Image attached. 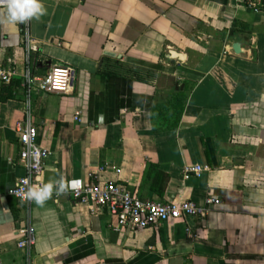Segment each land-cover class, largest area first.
Instances as JSON below:
<instances>
[{"label":"crops","instance_id":"obj_1","mask_svg":"<svg viewBox=\"0 0 264 264\" xmlns=\"http://www.w3.org/2000/svg\"><path fill=\"white\" fill-rule=\"evenodd\" d=\"M44 14L0 23V264H264V5L245 0H40ZM6 19V16L4 17ZM36 49H27L28 40ZM240 43V52L233 48ZM176 53L177 55H174ZM75 69L68 94L36 92L44 184L99 172L143 199H220L209 214L114 230L107 209L67 193L43 206L8 190L25 118L22 75ZM14 89L13 96L1 95ZM186 94L177 128L171 104ZM79 111V119L76 113ZM150 162L169 174L152 189ZM207 168L184 177L187 165ZM31 225L32 249L19 247Z\"/></svg>","mask_w":264,"mask_h":264},{"label":"built area","instance_id":"obj_2","mask_svg":"<svg viewBox=\"0 0 264 264\" xmlns=\"http://www.w3.org/2000/svg\"><path fill=\"white\" fill-rule=\"evenodd\" d=\"M248 7L260 10L264 0H245ZM28 40L27 49H36ZM13 66L0 64V81L11 83L17 75ZM22 86L26 92L27 110L25 118L18 121V141L20 145L19 159L17 164L25 169L15 185L8 190V194L20 199L25 203H33L34 200L24 199L23 195L29 188L43 187L42 176L45 169V161L52 154L50 150L43 147L38 140L39 133L31 111V100L33 93L48 92L57 94H68L73 91L75 80V69L71 66L54 64L43 76L35 75L31 67H27L22 75ZM79 111L75 118L79 119ZM206 166L195 164L184 168V177L200 176ZM99 172L90 171L87 179L81 177L70 178L64 181L70 185L65 193L75 200L87 201L92 209L104 208L114 216L112 224L114 230L124 229L138 230L149 226H159L171 219H179L185 216H197L204 218L209 214L211 206L220 203V199L207 196L202 202L194 200H170L161 201L154 199H143L135 191L118 184L116 181H103L99 174L104 170L100 167ZM59 190V187H58ZM23 235L18 246L26 248L30 252L36 243V233L31 225L24 226L19 230Z\"/></svg>","mask_w":264,"mask_h":264},{"label":"clouds","instance_id":"obj_3","mask_svg":"<svg viewBox=\"0 0 264 264\" xmlns=\"http://www.w3.org/2000/svg\"><path fill=\"white\" fill-rule=\"evenodd\" d=\"M44 11L40 0H0V23L25 22L32 17L39 19ZM54 183L59 185L58 194L64 193L70 186L61 179L56 182L50 181L43 187L33 186L26 193H17V195H23L24 199L34 200L38 205L43 206L53 194Z\"/></svg>","mask_w":264,"mask_h":264},{"label":"trees","instance_id":"obj_4","mask_svg":"<svg viewBox=\"0 0 264 264\" xmlns=\"http://www.w3.org/2000/svg\"><path fill=\"white\" fill-rule=\"evenodd\" d=\"M6 91L7 89H10L9 93H6L5 95H1L2 99H6L8 97L13 96L14 89L11 88H5ZM185 99H186V94L181 90L180 88L176 91V95L173 97V101L171 104V108L173 112L176 113L175 119L172 122V127L171 128H177L180 124L184 109H185ZM150 172H152L153 176V182H152V189L155 190L156 192L162 193L163 190L165 189V186L169 180V174L166 173L165 171L159 169L158 164L150 162Z\"/></svg>","mask_w":264,"mask_h":264},{"label":"water","instance_id":"obj_5","mask_svg":"<svg viewBox=\"0 0 264 264\" xmlns=\"http://www.w3.org/2000/svg\"><path fill=\"white\" fill-rule=\"evenodd\" d=\"M233 48H234V50H235L236 52H240L241 44L237 42V43H235V44L233 45ZM174 55H177V54L174 53Z\"/></svg>","mask_w":264,"mask_h":264}]
</instances>
